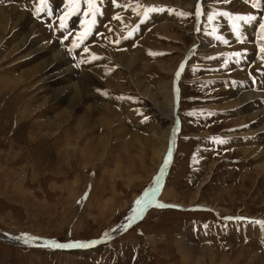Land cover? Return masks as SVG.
I'll return each mask as SVG.
<instances>
[{
    "label": "rangeland",
    "instance_id": "obj_1",
    "mask_svg": "<svg viewBox=\"0 0 264 264\" xmlns=\"http://www.w3.org/2000/svg\"><path fill=\"white\" fill-rule=\"evenodd\" d=\"M192 4L29 0L16 6L33 23L0 35V232L8 233H0V264H264V228L256 223H264V159L254 154L264 147L241 138L253 134L233 108H223L226 89L243 85L240 74L264 82V39L257 34L264 31V0L255 8L251 0ZM8 6L0 0V8ZM198 7L204 16L197 28ZM45 31L70 70L49 68L54 60L35 68L40 44H29ZM138 48L147 58L139 63ZM33 68L32 78H18ZM71 69L74 78L64 73ZM63 76L93 84L85 89L89 100L112 110L106 125L77 129L79 120L71 119L59 134L45 129V117L66 111L64 103L51 109L47 103ZM136 78L143 81L134 84ZM160 79L177 89L173 122ZM167 130L174 139L167 138L156 164L152 140ZM133 135L148 139L150 150L131 140L132 149L123 152ZM102 136L109 139L107 157L95 143ZM256 227L260 237L251 233ZM55 244L85 246L65 251Z\"/></svg>",
    "mask_w": 264,
    "mask_h": 264
},
{
    "label": "bare ground",
    "instance_id": "obj_2",
    "mask_svg": "<svg viewBox=\"0 0 264 264\" xmlns=\"http://www.w3.org/2000/svg\"><path fill=\"white\" fill-rule=\"evenodd\" d=\"M29 0H7V3L9 4V6L7 7V9H2L0 8V35H3L7 28H9L10 30H14V28L18 27V26H22L24 23L28 24V27L30 25H32L31 23H33V19L31 20L30 16H28L26 13L22 12L19 8H17L16 6L18 4L24 3L26 4ZM147 1H153V2H163L164 4L166 3H171L174 5H179V6H185L188 4V6L193 5L192 3H194L196 0H187V4H186V0H174L176 2V4L174 2H171V0H147ZM63 3V1H62ZM67 4V2L65 3ZM69 4V3H68ZM106 5V4H105ZM104 7L101 8V10L104 12H106V8ZM4 6V5H3ZM39 6V5H38ZM51 6V5H49ZM61 6V5H60ZM69 6V5H68ZM63 8V7H62ZM72 7H70V10H73ZM186 8V7H185ZM48 9V8H47ZM52 8H50L51 11ZM64 9V8H63ZM199 9H202V7H199ZM67 11V9L65 10ZM38 12V11H37ZM68 12V11H67ZM110 12V11H109ZM36 14V13H35ZM34 15V13H33ZM102 15V14H101ZM106 15V14H105ZM27 16V18H26ZM98 17V16H97ZM105 18V16H104ZM38 19V18H37ZM99 20L103 19L100 16L97 18ZM35 21V20H34ZM68 21V20H67ZM70 22V21H68ZM34 25V24H33ZM36 25V24H35ZM34 25V26H35ZM39 25V23H38ZM48 25V24H47ZM33 26V27H34ZM51 23L49 24V27H51ZM71 26V25H70ZM118 26V25H117ZM38 27V26H37ZM24 28V27H23ZM251 28V27H250ZM21 29V28H20ZM256 29V28H255ZM16 31H19V29H15ZM25 30V29H24ZM49 30V29H48ZM118 30V29H116ZM249 30V29H248ZM8 31V30H7ZM246 30H244L245 32ZM254 31V30H253ZM14 32V31H13ZM20 32V31H19ZM27 32V31H26ZM256 32V31H255ZM21 33V32H20ZM33 33V32H32ZM36 33V32H35ZM52 33L50 31H45L44 33H41L42 35L37 37L35 36V41L30 42L29 46L30 47H34L37 44H40V49L38 50L37 48V52L36 53H42L41 57L35 61L34 63L38 62L37 67L38 69H42L44 70L45 68H47L50 65V61H52V64L49 66V68H54V69H58L61 67H65L66 69L68 68V62L67 60L63 57V59H57L56 58V54L57 52H55V48L57 47L56 44L53 42L52 44H49V42H51V40H49V34ZM242 33V32H241ZM12 32L10 33L9 37H12ZM40 34V33H39ZM243 34V33H242ZM241 34V35H242ZM249 34V33H248ZM258 36H259V41L262 42V40L264 39V31H260L259 33L257 32ZM16 35V33H15ZM244 35V34H243ZM242 35V36H243ZM25 36V35H24ZM6 37V36H4ZM10 37V38H11ZM30 37V36H29ZM16 38V37H15ZM24 39V38H23ZM250 39V38H249ZM2 40V38L0 37V41ZM15 40V39H14ZM34 40V39H32ZM28 41V40H27ZM15 42V41H14ZM10 43H13L12 40ZM17 43V42H15ZM26 43V41H25ZM258 43V42H257ZM13 46V45H11ZM264 46V45H263ZM15 47V46H14ZM28 47V49L30 48ZM26 47H22V53L25 54L24 49ZM35 50V49H34ZM33 50V51H34ZM247 50V49H246ZM144 50L138 48L136 53L138 54L139 59L135 60L139 63V61L143 62L144 59L147 60L144 52ZM34 53V52H33ZM53 54V55H52ZM27 55V53H26ZM124 55V54H123ZM126 55V54H125ZM124 55V56H125ZM131 55V54H130ZM25 56V55H24ZM28 56V55H27ZM62 57V56H60ZM47 58V59H46ZM131 58V57H130ZM129 59V58H128ZM65 62H64V61ZM59 61H63V65L61 66H56L54 65L55 63L59 62ZM134 61V59H133ZM263 61V60H262ZM48 62V63H47ZM147 62V61H146ZM89 63V62H88ZM136 63V64H138ZM54 65V66H53ZM143 67L146 64H141ZM164 65V64H162ZM161 65V66H162ZM159 66V65H158ZM164 67V66H163ZM35 68L31 69V70H27L25 72H23V75L18 76V78H23L25 79V76L29 77L28 79L32 78V74L30 72H32V70H34ZM93 68V67H92ZM135 68V67H134ZM132 68V69H134ZM165 68V67H164ZM183 68V64L181 66H179L180 71ZM65 69V70H66ZM128 69V68H127ZM161 69V67H160ZM186 69V68H185ZM70 70V69H69ZM93 70V69H92ZM246 70V69H245ZM97 71V70H96ZM131 71V68H130ZM178 72V71H177ZM61 73V72H60ZM65 74L68 75L69 78H74V72L72 71H68V73L64 72ZM136 73V72H135ZM182 73V71H181ZM262 73V71H261ZM56 74V73H55ZM102 74V73H101ZM36 75V74H35ZM95 75V74H94ZM93 75V76H94ZM236 75V72L235 74ZM241 75V80L242 82L239 80V82H241L243 85L242 86H233L232 89H226V97L227 100L224 103V107L223 108H227L228 110H230L231 108L234 109V113L237 116H242L243 117V124L242 125V129H246L247 131H249L251 134H253L250 137H246V135H241V138H248L247 142H249L250 144L253 143L255 144L257 147L262 143V148L264 147V83H256V87H254V83L248 80L249 78L245 79L244 76ZM239 75V76H240ZM45 76V75H44ZM78 76V74L76 75ZM64 77V81H62V86L59 87L58 89H56L57 86L56 85H52L53 88L50 89L52 92L50 94V99H48L47 103L50 104V108L56 107L62 103L65 104V106H67L66 111L63 112V114H61L60 116L56 117V118H48L45 117V120L43 122V125H45V129L47 131H57L58 134L60 133V131L65 128V125H67V123L71 120V119H77L79 120L78 125L75 127L77 129L80 128H86L88 126H90L93 122L95 124H100L103 123V125L107 124V117L109 118L112 110H110L109 108L106 107H102L101 109L97 108L95 103L91 100H89V96L86 92L85 89L89 88L90 86L92 87V85L90 86H86L85 85H81L80 83H72L71 80H69L68 78L66 79L65 76ZM95 77V76H94ZM99 77V76H98ZM47 78V76H46ZM50 78V77H48ZM47 78V79H48ZM57 78V77H56ZM97 78V77H96ZM264 78V77H263ZM58 79V78H57ZM60 79V78H59ZM63 79V78H61ZM86 79V78H85ZM93 79V78H92ZM139 78H136L135 81L133 79L132 82L135 84H140L141 81L136 82V80ZM55 80V79H54ZM53 80V81H54ZM75 80V79H74ZM176 80V79H175ZM59 81V80H57ZM56 81V82H57ZM82 81V80H81ZM263 81V80H262ZM116 82V81H115ZM42 83V82H41ZM158 85H159V91L163 92V90H165V92L162 93V95L164 96V106H168L169 113L167 114L168 118H170L171 122L172 119H174V113L172 112V107L176 104V94H175V90H177L175 87H173L172 85V81L171 82H163L161 81V79L158 81ZM240 84V83H238ZM253 84V85H252ZM142 85V84H141ZM222 85V84H221ZM140 86V85H139ZM231 86V85H230ZM94 88V87H93ZM258 88H262L260 92V94L257 95L258 91H256ZM92 89V88H91ZM94 90V89H93ZM100 90V89H99ZM168 90V91H167ZM228 90V91H227ZM74 91L76 92L74 94ZM47 92V91H46ZM94 92H97V90H95ZM147 92V91H146ZM145 92V93H146ZM171 92V93H170ZM42 93V92H41ZM44 93V92H43ZM144 93V91H143ZM256 93V94H254ZM74 94V95H73ZM98 94V93H97ZM178 94V92H177ZM223 94V93H222ZM46 95V94H45ZM147 95V94H146ZM162 96V97H163ZM48 97V98H49ZM97 97V96H96ZM99 97V96H98ZM39 100V99H38ZM173 100V101H172ZM52 102V103H50ZM170 102H172L170 104ZM82 103L80 106L79 104ZM89 103L88 106H86ZM99 103V102H98ZM156 103V102H155ZM97 104V103H96ZM130 105V104H129ZM172 105V107H171ZM160 106V105H159ZM42 107V106H41ZM87 107V108H86ZM111 108V107H110ZM162 108V107H161ZM175 109V108H174ZM65 110V109H64ZM232 110V109H231ZM230 110V111H231ZM59 112V111H58ZM59 114V113H58ZM57 115V114H56ZM113 115V114H112ZM170 115V116H169ZM52 117V116H51ZM113 120V119H112ZM119 120V119H118ZM42 125V126H43ZM102 125V124H101ZM109 125V124H108ZM175 125H172L171 129L174 128ZM105 128V127H104ZM110 128V127H109ZM170 128V127H169ZM49 131V132H50ZM49 132L47 134H49ZM83 131H81L80 135H82ZM173 133V132H172ZM57 135V133H56ZM108 135V134H107ZM125 135V134H124ZM250 135V134H249ZM116 136V135H115ZM95 137V136H94ZM97 140L95 141V143H97V147L98 149H102L104 153H106V149L108 148V140L107 136H102L101 138L96 137ZM109 138V137H108ZM112 138V137H111ZM122 138V137H121ZM167 138L173 142L172 136H171V130H167L166 132H164L163 134H161L158 138L153 139V143H155L156 145L153 146L152 150L149 149L148 146V139H144L142 137L139 136H130V140L127 141V143H123L121 142V144L123 143L125 146L122 147V151L126 152L128 151L129 148L133 147V144L137 143L139 145L142 146H147L148 150L151 151L152 155L155 156L153 157V161L156 162V164L161 160L162 156L164 155L165 151H166V142H167ZM125 139V138H124ZM104 140H107L104 141ZM133 141V144L131 143ZM246 140V139H245ZM93 141V140H92ZM244 141V140H243ZM129 142V143H128ZM120 143V142H119ZM122 144V145H123ZM170 144V143H169ZM252 144V145H253ZM153 145V144H152ZM168 145V144H167ZM173 145V143H172ZM171 145V147H172ZM244 145V143H243ZM127 146V147H126ZM136 146V145H135ZM143 148V147H142ZM141 148V149H142ZM132 149V148H131ZM253 149V147H252ZM259 148H255V157H260L259 161H262L264 159V150L262 153H259L257 150ZM108 150V149H107ZM143 150V149H142ZM68 151V150H67ZM69 152V151H68ZM246 152V151H245ZM100 154V153H99ZM102 154V153H101ZM96 154L94 153L95 156ZM103 156V154L101 155ZM105 157V156H103ZM106 157H107V153H106ZM152 157V156H151ZM257 160V159H256ZM104 161H106V159H104ZM152 161V162H153ZM258 161V160H257ZM264 168V165L262 166ZM264 171V169H262ZM229 194V193H228ZM264 231V230H263ZM253 232V234L255 236L260 237V229H258V227H256L255 229H252L251 233ZM263 233V232H262ZM3 235V234H2ZM15 239V238H14ZM263 241V240H261ZM264 243V242H263ZM184 256H186L187 254L190 253V250H186L183 246V252Z\"/></svg>",
    "mask_w": 264,
    "mask_h": 264
},
{
    "label": "snow or ice",
    "instance_id": "obj_3",
    "mask_svg": "<svg viewBox=\"0 0 264 264\" xmlns=\"http://www.w3.org/2000/svg\"><path fill=\"white\" fill-rule=\"evenodd\" d=\"M42 2H43V0H42ZM86 2L89 4L90 7H92L93 0H86ZM245 2L247 3V2H249V0H245ZM258 2H259V0H251L252 7H254V8L257 7ZM151 10H153V9H149V11H151ZM197 11L199 12V7L197 8ZM221 15H228V14L227 13H221ZM211 18L212 17H209V19H211ZM236 19L237 20H242V21H245V22H250V21L254 20L255 17H252V16H247V17L237 16ZM93 23H94V21H93ZM63 26L64 25H63V22H62L61 23V27H63ZM260 28H261V30H264V24H261ZM85 35H87V33ZM73 46L75 47V43H74ZM261 51L264 52V48H262ZM177 75H179V73H177ZM159 207H165V206L164 205H159ZM256 223L261 224V227L264 228V223H262V222H256ZM53 246H55V247H84L85 245H81V244H75V245L55 244Z\"/></svg>",
    "mask_w": 264,
    "mask_h": 264
},
{
    "label": "crops",
    "instance_id": "obj_4",
    "mask_svg": "<svg viewBox=\"0 0 264 264\" xmlns=\"http://www.w3.org/2000/svg\"><path fill=\"white\" fill-rule=\"evenodd\" d=\"M183 242L181 241V242H179L178 243V247H179V249H180V251H182L183 252ZM185 247H187V246H185ZM206 248V247H205ZM210 252V251H209ZM215 264V263H214Z\"/></svg>",
    "mask_w": 264,
    "mask_h": 264
},
{
    "label": "trees",
    "instance_id": "obj_5",
    "mask_svg": "<svg viewBox=\"0 0 264 264\" xmlns=\"http://www.w3.org/2000/svg\"><path fill=\"white\" fill-rule=\"evenodd\" d=\"M167 211H175V212H179L180 213V211L175 210V209H168Z\"/></svg>",
    "mask_w": 264,
    "mask_h": 264
}]
</instances>
